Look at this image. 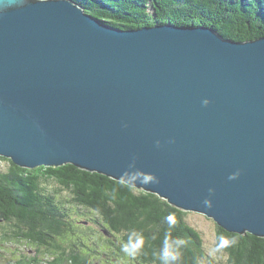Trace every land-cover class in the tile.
I'll list each match as a JSON object with an SVG mask.
<instances>
[{"label": "water", "instance_id": "95a60500", "mask_svg": "<svg viewBox=\"0 0 264 264\" xmlns=\"http://www.w3.org/2000/svg\"><path fill=\"white\" fill-rule=\"evenodd\" d=\"M0 156L70 163L264 238V35L0 0Z\"/></svg>", "mask_w": 264, "mask_h": 264}, {"label": "trees", "instance_id": "16d2710c", "mask_svg": "<svg viewBox=\"0 0 264 264\" xmlns=\"http://www.w3.org/2000/svg\"><path fill=\"white\" fill-rule=\"evenodd\" d=\"M86 12L123 28L172 22L208 25L227 38L253 39L264 35V0H80ZM0 171V239L16 240L46 249L51 264H96L112 254L136 264H163L165 251L175 256L170 264H203L202 233L187 220V212L159 195L132 187L104 174L73 164L28 169L11 159ZM55 180L71 192L77 206L101 217L102 232L94 241L74 224L43 181ZM71 218V219H70ZM219 246L231 264H264V238L240 235L217 224ZM84 231V232H83ZM106 238V239H105ZM92 259V258H91ZM114 260V261H113Z\"/></svg>", "mask_w": 264, "mask_h": 264}, {"label": "rangeland", "instance_id": "374dc122", "mask_svg": "<svg viewBox=\"0 0 264 264\" xmlns=\"http://www.w3.org/2000/svg\"><path fill=\"white\" fill-rule=\"evenodd\" d=\"M102 20V19H101ZM17 165V164H16ZM10 167V162L4 159H0V171L7 170ZM47 167V166H46ZM50 167V166H48ZM54 167V166H53ZM42 185L45 187V191L53 193L55 198L61 205H64L68 212L72 214L75 225H78L82 230H86V233H81L84 239H90L94 241L99 235L104 236L102 232L101 217L96 216L94 212L85 215L83 212H88L81 206H77L73 200L72 194L69 190L64 189L60 183L55 180L43 181ZM188 222L198 228L202 233L204 239V250L206 255L202 261L203 264H231L229 261L228 253L219 246L217 238V223L214 219L207 215L196 212H187ZM71 219V218H70ZM6 227L0 225V236ZM83 231V232H84ZM105 237V236H104ZM106 239V238H105ZM91 261L96 264H110L109 262L114 259L112 254H105L97 262L96 256L91 255ZM53 257L46 249L37 247V245H30L23 241H4L0 239V264H51ZM121 258L117 259L115 264H136L130 263L124 260L121 262ZM93 264V263H92Z\"/></svg>", "mask_w": 264, "mask_h": 264}, {"label": "clouds", "instance_id": "9594fccd", "mask_svg": "<svg viewBox=\"0 0 264 264\" xmlns=\"http://www.w3.org/2000/svg\"><path fill=\"white\" fill-rule=\"evenodd\" d=\"M205 103H207V101H205ZM161 259L163 260V264H170V261H171V260H175L176 257H175V256L169 257L168 252L165 251V252L163 253Z\"/></svg>", "mask_w": 264, "mask_h": 264}]
</instances>
